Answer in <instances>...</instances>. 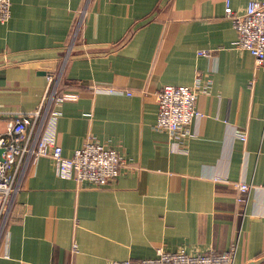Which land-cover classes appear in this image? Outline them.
<instances>
[{
  "label": "crops",
  "instance_id": "1",
  "mask_svg": "<svg viewBox=\"0 0 264 264\" xmlns=\"http://www.w3.org/2000/svg\"><path fill=\"white\" fill-rule=\"evenodd\" d=\"M251 1L231 0L237 12ZM86 5L12 0L11 19L0 21V132L10 113L41 104ZM225 7L90 2L65 68L57 143L68 157L90 140L115 149L121 174L83 184L58 176L50 157L31 163L0 264H112L233 244L236 264H264V64L235 46ZM198 79L201 115L177 133L157 128L161 88ZM109 88L125 94L100 90ZM238 182L254 185L241 201Z\"/></svg>",
  "mask_w": 264,
  "mask_h": 264
},
{
  "label": "built area",
  "instance_id": "2",
  "mask_svg": "<svg viewBox=\"0 0 264 264\" xmlns=\"http://www.w3.org/2000/svg\"><path fill=\"white\" fill-rule=\"evenodd\" d=\"M92 0H86V8L76 22L68 53L56 71L47 74L48 88L41 104L29 112L9 114L6 131L0 132V239L7 225L14 217L18 196L22 191L23 181L31 163L38 158L50 157L55 164L58 176L75 179L79 183L106 185L115 181L121 174L122 157L112 148L101 143L88 141L75 150L70 157L65 156L63 148L57 143L56 127L61 116L60 106L70 94L62 91V81L72 47L80 35L87 7ZM226 17L232 20L238 31L235 46L250 51L258 65L264 64V1L252 0L244 12H237L231 0H225ZM12 16V0H0V21L8 22ZM196 86L168 84L158 93L159 111L156 127L177 133L188 127L201 115L198 108V88ZM103 92L125 94L118 89H100ZM130 94V93H126ZM0 111V116L2 115ZM244 140L246 135H240ZM238 200L243 194L250 193L252 183H235ZM74 249L78 251V245ZM237 244L222 252L208 251L191 253L186 249L167 251L159 249L157 255L143 259L114 260L112 264H236Z\"/></svg>",
  "mask_w": 264,
  "mask_h": 264
},
{
  "label": "water",
  "instance_id": "3",
  "mask_svg": "<svg viewBox=\"0 0 264 264\" xmlns=\"http://www.w3.org/2000/svg\"><path fill=\"white\" fill-rule=\"evenodd\" d=\"M2 152H3V149L0 148V158L2 159Z\"/></svg>",
  "mask_w": 264,
  "mask_h": 264
}]
</instances>
